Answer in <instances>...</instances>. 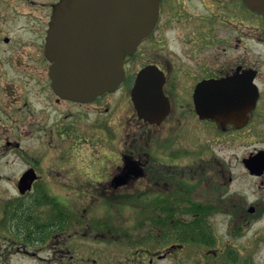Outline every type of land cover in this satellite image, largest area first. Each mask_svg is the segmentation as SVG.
<instances>
[{
    "label": "flooded vegetation",
    "instance_id": "1",
    "mask_svg": "<svg viewBox=\"0 0 264 264\" xmlns=\"http://www.w3.org/2000/svg\"><path fill=\"white\" fill-rule=\"evenodd\" d=\"M59 1L0 0V264H97L71 249L117 243L116 218L103 217L118 197L143 201L145 216L178 215L189 200L210 214L262 216L261 16L243 0H159L152 33L125 57V81L81 102L57 95L50 76ZM141 48L143 61L128 72ZM147 66L162 75L169 102L158 125L139 120L130 99ZM245 181L255 184V201L246 200ZM157 200L172 211L154 208ZM147 254L153 261L156 253Z\"/></svg>",
    "mask_w": 264,
    "mask_h": 264
},
{
    "label": "water",
    "instance_id": "2",
    "mask_svg": "<svg viewBox=\"0 0 264 264\" xmlns=\"http://www.w3.org/2000/svg\"><path fill=\"white\" fill-rule=\"evenodd\" d=\"M158 1L60 0L48 34L55 92L66 99L89 102L115 91L125 78V54L132 55L155 26ZM244 2L264 20V0ZM162 86V75L155 67L147 66L137 74L131 100L139 119L151 124L164 119L169 106ZM24 187L21 193L30 188Z\"/></svg>",
    "mask_w": 264,
    "mask_h": 264
},
{
    "label": "rangeland",
    "instance_id": "3",
    "mask_svg": "<svg viewBox=\"0 0 264 264\" xmlns=\"http://www.w3.org/2000/svg\"><path fill=\"white\" fill-rule=\"evenodd\" d=\"M248 26L247 24V28ZM247 32L251 33L252 31L249 32L247 29ZM246 47L247 49L252 48L250 50H257L252 42L247 43ZM142 50L143 48L135 58L129 61L128 72L138 69L140 62L143 61L140 56ZM128 95L127 92V97ZM160 131L155 135L160 136ZM181 131L183 132L182 128L179 130L180 135ZM181 140L184 146L187 145V148H190L193 143L192 139L185 135L181 137ZM239 186L244 189L247 201H255L257 188L254 183L245 181ZM236 187L237 185H232L231 189ZM4 188L9 189L10 186L5 185ZM260 191L264 193V186H260ZM7 195H9L8 190ZM204 198L206 200V197ZM143 203V201L136 203L129 197H118L113 200L110 207H107L112 212L108 211L107 216L103 218L110 220L111 215L112 218H116L119 237L117 243L110 244L109 240H103L102 243L89 246L86 242L82 248L71 249V254L74 257L80 255L82 258H96L97 264H195L198 258L201 260V264H264V214L253 220L246 219V221L236 215L231 216L221 211H213L207 217V225L213 234V243L210 246L202 245L203 249L197 251V247L203 243L179 245L182 247L172 249L169 256L158 258V255L163 254L166 247L172 245V242H166L163 237L157 241L156 237H159L158 234H163V231L154 232L158 231L157 228L148 226L150 223L143 219L142 212H151V209H146ZM159 211L161 212L160 209ZM102 213L105 215L104 212ZM158 213L157 211L155 215ZM149 234L154 236L152 241H149ZM148 251L156 253L151 262L148 259ZM232 253L234 257L230 258ZM137 259L138 261L135 262ZM224 259L227 260L224 261Z\"/></svg>",
    "mask_w": 264,
    "mask_h": 264
},
{
    "label": "trees",
    "instance_id": "4",
    "mask_svg": "<svg viewBox=\"0 0 264 264\" xmlns=\"http://www.w3.org/2000/svg\"><path fill=\"white\" fill-rule=\"evenodd\" d=\"M165 203L168 204L169 202L157 200L152 202V206L154 208L161 207L162 211H172L163 206ZM185 204H182L181 207L179 205V211H175L179 213L178 215L172 213H165V216L162 217L144 215L143 219L148 220L156 227H164L163 234H158L159 237H156L157 241L163 237L166 242L177 245L203 243L197 247V251L203 249L202 245L210 246L213 243V234L207 225V217L211 215L207 205L191 200L186 201ZM150 234L149 241H152L154 236ZM201 263L199 258L195 261V264Z\"/></svg>",
    "mask_w": 264,
    "mask_h": 264
}]
</instances>
